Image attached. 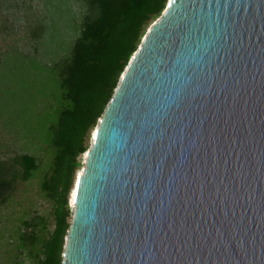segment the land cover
I'll return each mask as SVG.
<instances>
[{
	"label": "water",
	"instance_id": "1",
	"mask_svg": "<svg viewBox=\"0 0 264 264\" xmlns=\"http://www.w3.org/2000/svg\"><path fill=\"white\" fill-rule=\"evenodd\" d=\"M91 141L62 264H264V0H168Z\"/></svg>",
	"mask_w": 264,
	"mask_h": 264
},
{
	"label": "trees",
	"instance_id": "2",
	"mask_svg": "<svg viewBox=\"0 0 264 264\" xmlns=\"http://www.w3.org/2000/svg\"><path fill=\"white\" fill-rule=\"evenodd\" d=\"M87 11L71 53L56 63L64 105L49 126L54 157L41 189L53 204L55 227L44 239L47 221L38 212L24 220L20 241L24 246L42 243L39 264H62L65 238L73 212L69 195L83 155L91 147V134L102 118L121 75L150 26L160 18L168 0H83ZM28 153L0 157V208L13 197L18 185L40 167ZM41 239V240H40Z\"/></svg>",
	"mask_w": 264,
	"mask_h": 264
},
{
	"label": "rangeland",
	"instance_id": "3",
	"mask_svg": "<svg viewBox=\"0 0 264 264\" xmlns=\"http://www.w3.org/2000/svg\"><path fill=\"white\" fill-rule=\"evenodd\" d=\"M86 11L83 0H0V157L28 153L41 165L0 208V264H39L42 241H20L34 213L47 221L41 239L55 227L41 189L54 157L49 126L65 103L55 65L69 57Z\"/></svg>",
	"mask_w": 264,
	"mask_h": 264
},
{
	"label": "bare ground",
	"instance_id": "4",
	"mask_svg": "<svg viewBox=\"0 0 264 264\" xmlns=\"http://www.w3.org/2000/svg\"><path fill=\"white\" fill-rule=\"evenodd\" d=\"M93 133H94V131H93ZM81 171H82V169L79 170V172H78V176H80ZM75 181H76V179H75ZM74 196H75V189H73V191H72V197H71V205H72L73 207H74V202H73Z\"/></svg>",
	"mask_w": 264,
	"mask_h": 264
}]
</instances>
